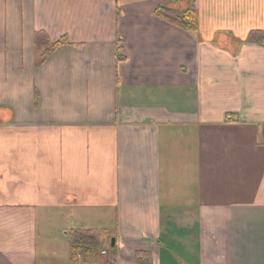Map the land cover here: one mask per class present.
<instances>
[{"label": "crops", "instance_id": "crops-1", "mask_svg": "<svg viewBox=\"0 0 264 264\" xmlns=\"http://www.w3.org/2000/svg\"><path fill=\"white\" fill-rule=\"evenodd\" d=\"M166 1L0 0V264H264V0Z\"/></svg>", "mask_w": 264, "mask_h": 264}, {"label": "trees", "instance_id": "trees-1", "mask_svg": "<svg viewBox=\"0 0 264 264\" xmlns=\"http://www.w3.org/2000/svg\"><path fill=\"white\" fill-rule=\"evenodd\" d=\"M181 2L184 3L182 7L180 6ZM154 12L158 17L178 28L190 32H194L197 29V12L192 0H168L159 4ZM263 35L260 33H252L249 36V40L254 42L259 41L263 39ZM62 43V41L49 43L45 40L39 42L38 46L41 49V53L38 62H43ZM69 240L73 260L76 259L77 253H80L86 259H91L95 252L97 250L100 252L102 248L97 240V233L93 230H73L69 234ZM136 262L139 263V259L136 258Z\"/></svg>", "mask_w": 264, "mask_h": 264}, {"label": "built area", "instance_id": "built-area-1", "mask_svg": "<svg viewBox=\"0 0 264 264\" xmlns=\"http://www.w3.org/2000/svg\"><path fill=\"white\" fill-rule=\"evenodd\" d=\"M108 247L106 248V249H103V250H101L100 251V253H99V255L101 256V257H103V258H107L108 257ZM76 257L79 259V258H81V254L80 253H77L76 254ZM104 264H112V263H110V262H105Z\"/></svg>", "mask_w": 264, "mask_h": 264}, {"label": "water", "instance_id": "water-1", "mask_svg": "<svg viewBox=\"0 0 264 264\" xmlns=\"http://www.w3.org/2000/svg\"><path fill=\"white\" fill-rule=\"evenodd\" d=\"M110 248H114V239L111 240Z\"/></svg>", "mask_w": 264, "mask_h": 264}, {"label": "rangeland", "instance_id": "rangeland-1", "mask_svg": "<svg viewBox=\"0 0 264 264\" xmlns=\"http://www.w3.org/2000/svg\"><path fill=\"white\" fill-rule=\"evenodd\" d=\"M183 5H184V3L181 2V3H180V6L182 7ZM111 251H112V250H110V252H111ZM98 252H99V250H97V252H95V255L98 254Z\"/></svg>", "mask_w": 264, "mask_h": 264}]
</instances>
